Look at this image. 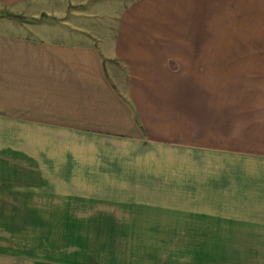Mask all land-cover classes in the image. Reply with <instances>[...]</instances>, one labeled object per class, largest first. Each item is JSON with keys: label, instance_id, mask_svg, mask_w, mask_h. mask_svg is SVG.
<instances>
[{"label": "crops", "instance_id": "crops-1", "mask_svg": "<svg viewBox=\"0 0 264 264\" xmlns=\"http://www.w3.org/2000/svg\"><path fill=\"white\" fill-rule=\"evenodd\" d=\"M2 10L0 264H264V0Z\"/></svg>", "mask_w": 264, "mask_h": 264}, {"label": "trees", "instance_id": "trees-1", "mask_svg": "<svg viewBox=\"0 0 264 264\" xmlns=\"http://www.w3.org/2000/svg\"><path fill=\"white\" fill-rule=\"evenodd\" d=\"M3 13H5V14L8 15V16H13V17H15V18H20V17H22V16H20V15H16V14H14V13H12V12L7 11V10H4Z\"/></svg>", "mask_w": 264, "mask_h": 264}, {"label": "rangeland", "instance_id": "rangeland-1", "mask_svg": "<svg viewBox=\"0 0 264 264\" xmlns=\"http://www.w3.org/2000/svg\"><path fill=\"white\" fill-rule=\"evenodd\" d=\"M3 11H4V10L0 11V13L6 15L5 13H3ZM9 12H10V11H9ZM6 16H8V15H6ZM9 17H13V16H9ZM22 18H25V17H24V16L20 17V19H22ZM185 247H186V246H185ZM186 248H187V247H186Z\"/></svg>", "mask_w": 264, "mask_h": 264}]
</instances>
